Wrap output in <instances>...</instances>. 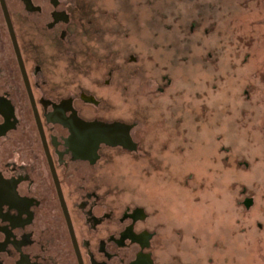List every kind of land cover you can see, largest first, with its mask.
Instances as JSON below:
<instances>
[{
    "label": "rangeland",
    "instance_id": "obj_1",
    "mask_svg": "<svg viewBox=\"0 0 264 264\" xmlns=\"http://www.w3.org/2000/svg\"><path fill=\"white\" fill-rule=\"evenodd\" d=\"M75 3L93 22L80 33L72 27L62 53L49 58L50 72L69 78L76 65L69 60L80 54L83 68L126 66L117 75L126 76L128 101L113 95L96 114L138 121L134 134L145 133L138 152L99 178L129 197L156 193L170 198L172 210L181 201L183 210L208 213L201 222L188 218L183 232L178 226L169 254L184 261L206 245L208 259L216 250L232 253L214 233L235 226V218L248 232L254 210H264V0ZM254 195L246 208L244 198Z\"/></svg>",
    "mask_w": 264,
    "mask_h": 264
},
{
    "label": "flooded vegetation",
    "instance_id": "obj_2",
    "mask_svg": "<svg viewBox=\"0 0 264 264\" xmlns=\"http://www.w3.org/2000/svg\"><path fill=\"white\" fill-rule=\"evenodd\" d=\"M92 22L75 0H0V264H209L206 244L188 260L169 254L178 226L183 232L207 212L183 210L181 201L172 210L165 206L170 198L156 193L129 197L99 178L112 162L138 152L145 133L134 134L138 121L96 114L95 106L113 95L128 101L126 76L122 82L117 75L126 66L83 68L80 54L69 60L76 64L69 78L50 72L49 58L62 53L72 27L80 33ZM80 120L130 124L136 148L100 142L94 150ZM255 198L245 197V207ZM258 206L248 232L235 218L231 232L214 233L232 253L212 249L211 264H264ZM207 237L201 233L203 244Z\"/></svg>",
    "mask_w": 264,
    "mask_h": 264
},
{
    "label": "water",
    "instance_id": "obj_3",
    "mask_svg": "<svg viewBox=\"0 0 264 264\" xmlns=\"http://www.w3.org/2000/svg\"><path fill=\"white\" fill-rule=\"evenodd\" d=\"M91 100L96 102L94 98H91ZM80 121L82 123L80 125L82 137L86 140L88 145H93L94 150L98 148L100 142H106L111 145L120 144L130 149L136 148V145L132 143L129 135V131L132 127L130 124L122 122L106 123L102 121ZM250 204L251 201L248 199L246 205L249 206Z\"/></svg>",
    "mask_w": 264,
    "mask_h": 264
}]
</instances>
